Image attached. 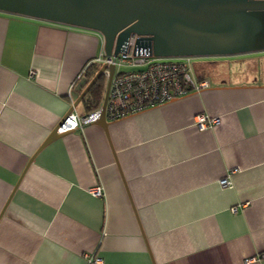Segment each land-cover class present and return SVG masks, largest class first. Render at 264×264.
I'll use <instances>...</instances> for the list:
<instances>
[{"label": "crops", "instance_id": "1", "mask_svg": "<svg viewBox=\"0 0 264 264\" xmlns=\"http://www.w3.org/2000/svg\"><path fill=\"white\" fill-rule=\"evenodd\" d=\"M102 51L95 31L0 11V264H264V61H194L206 87L45 142L86 114Z\"/></svg>", "mask_w": 264, "mask_h": 264}, {"label": "water", "instance_id": "2", "mask_svg": "<svg viewBox=\"0 0 264 264\" xmlns=\"http://www.w3.org/2000/svg\"><path fill=\"white\" fill-rule=\"evenodd\" d=\"M0 11L95 31L107 56H115L130 33L147 36L156 57L264 51V0H0ZM113 70V64H100L75 101L105 75L94 119L103 126ZM58 125L45 142L59 134Z\"/></svg>", "mask_w": 264, "mask_h": 264}, {"label": "built area", "instance_id": "3", "mask_svg": "<svg viewBox=\"0 0 264 264\" xmlns=\"http://www.w3.org/2000/svg\"><path fill=\"white\" fill-rule=\"evenodd\" d=\"M95 61L98 64L114 65L105 105V116L109 119H117L161 105L208 85L207 80L195 76L191 56L156 57L152 53L151 40L147 36L135 33L129 34L115 56L112 54L107 56L102 51L95 57ZM123 66H126V69H121ZM97 115L98 109L81 116L70 111L58 125L57 131L74 129L92 122ZM217 121L218 117L204 114L195 117L199 128L209 127ZM220 184L227 186L229 181L222 178ZM91 192L97 196L101 195L99 186H95ZM235 209L236 207H232V210ZM88 261L100 262L101 259L94 257Z\"/></svg>", "mask_w": 264, "mask_h": 264}, {"label": "trees", "instance_id": "4", "mask_svg": "<svg viewBox=\"0 0 264 264\" xmlns=\"http://www.w3.org/2000/svg\"><path fill=\"white\" fill-rule=\"evenodd\" d=\"M100 64L96 63H90L88 64L83 73L86 76V80L83 83L82 89L85 87V85L89 82V80L93 77V75L98 70ZM105 82H106V76L101 75L87 90L85 95L81 98V101L84 105L86 113L96 110L103 98L104 88H105Z\"/></svg>", "mask_w": 264, "mask_h": 264}, {"label": "rangeland", "instance_id": "5", "mask_svg": "<svg viewBox=\"0 0 264 264\" xmlns=\"http://www.w3.org/2000/svg\"><path fill=\"white\" fill-rule=\"evenodd\" d=\"M262 55V56H260ZM254 57L256 58L258 56V65H261V60L264 61V51H256V52H248V53H241V54H235V55H224V56H198V57H192L193 65L194 61L197 60H203V59H208V60H224L227 61L228 63H234V62H240L243 63L246 57ZM256 56V57H255ZM243 61V62H242ZM233 66V65H232ZM121 69H126V66L121 67ZM257 76H260L259 74Z\"/></svg>", "mask_w": 264, "mask_h": 264}]
</instances>
